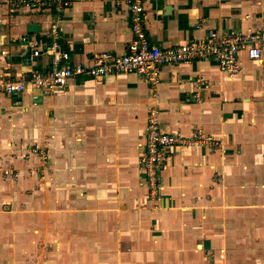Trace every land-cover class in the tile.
<instances>
[{"label":"crops","instance_id":"crops-1","mask_svg":"<svg viewBox=\"0 0 264 264\" xmlns=\"http://www.w3.org/2000/svg\"><path fill=\"white\" fill-rule=\"evenodd\" d=\"M140 1L161 46L264 27V0ZM130 25L126 0L57 13L0 0V75L48 68L54 39L70 64L123 54ZM238 56L236 72L207 56L161 64L156 82L81 74L0 93V163L17 169L0 171V264H264V50ZM150 112L164 131L198 134L169 147L153 193L139 166Z\"/></svg>","mask_w":264,"mask_h":264},{"label":"built area","instance_id":"built-area-1","mask_svg":"<svg viewBox=\"0 0 264 264\" xmlns=\"http://www.w3.org/2000/svg\"><path fill=\"white\" fill-rule=\"evenodd\" d=\"M129 4L133 46L123 54L103 51L94 54L89 62L70 64L68 52L63 50L57 40L49 45L50 65L44 70L33 71L28 78H11L7 73L0 75V93L17 94L27 88L40 89L43 92L63 88L68 78L74 75L106 76L120 72H134L151 82L158 80L161 64L191 62L211 57L224 72L239 70L240 51L251 61L261 58L264 50V27H258L248 33H217L210 29L203 38L181 41L171 46L152 44L146 38L142 26L143 6L140 0H126ZM29 10L61 11L70 0H14ZM55 33L54 24L50 26ZM40 50L33 48L30 57L37 56ZM189 140L177 131L162 130L152 112L146 119L143 150L139 157V166L143 170L144 184L153 193L158 184L159 168L170 156V146H182ZM7 171V170H4Z\"/></svg>","mask_w":264,"mask_h":264},{"label":"rangeland","instance_id":"rangeland-1","mask_svg":"<svg viewBox=\"0 0 264 264\" xmlns=\"http://www.w3.org/2000/svg\"><path fill=\"white\" fill-rule=\"evenodd\" d=\"M188 139H190V140L187 142V144L195 142V141H193V139H198V134H193ZM32 151H34V149H32ZM44 158H47L46 155ZM0 159H1V157H0ZM4 170H7V171H4ZM0 171L3 173V175H6L7 173L11 174L12 176L17 174V169L11 168V167L9 168L6 165L3 166L1 163H0Z\"/></svg>","mask_w":264,"mask_h":264},{"label":"water","instance_id":"water-1","mask_svg":"<svg viewBox=\"0 0 264 264\" xmlns=\"http://www.w3.org/2000/svg\"><path fill=\"white\" fill-rule=\"evenodd\" d=\"M29 55H30V53H29Z\"/></svg>","mask_w":264,"mask_h":264}]
</instances>
